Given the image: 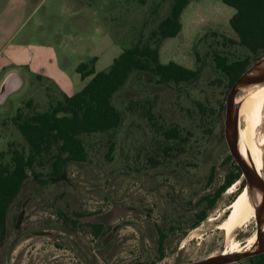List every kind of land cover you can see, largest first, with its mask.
<instances>
[{"label":"rangeland","instance_id":"1","mask_svg":"<svg viewBox=\"0 0 264 264\" xmlns=\"http://www.w3.org/2000/svg\"><path fill=\"white\" fill-rule=\"evenodd\" d=\"M171 5L172 0H31L20 30L27 52L12 54L7 47L0 54V89L5 71L13 67L26 83L0 104L4 161L10 162L12 148L28 152L17 117L46 112L62 93L82 91L91 78L82 81L77 72L81 63L98 57L96 70L107 71L124 49L146 43ZM234 13L223 0L190 1L181 16V32L162 43L160 61L197 70L199 78L162 84L152 73L133 74L113 99L122 125L81 136L85 162L70 164L60 181L47 176L50 156L36 167L50 182L41 184L32 175L27 181L10 210L6 234L0 232V264H191L220 255L234 241L246 245L258 232L256 215L231 238L219 227L245 178L212 209L204 201L212 199L236 163L227 159L231 153L225 136L233 85L214 58H250L251 65L264 58V52L254 56L239 44L230 25ZM258 128L264 180V108ZM174 129L179 136L169 138ZM244 185L249 186L246 180ZM115 208L128 211L109 226V241L93 237L85 220ZM204 211L207 217L197 224ZM76 213L87 219L73 221Z\"/></svg>","mask_w":264,"mask_h":264},{"label":"trees","instance_id":"2","mask_svg":"<svg viewBox=\"0 0 264 264\" xmlns=\"http://www.w3.org/2000/svg\"><path fill=\"white\" fill-rule=\"evenodd\" d=\"M191 0H172L170 13L154 30L145 44L124 49L107 71L96 72L93 58L89 63H81L77 72L82 80L92 79L82 91L73 95H63L46 112H39L31 117L15 122L28 146L25 150L13 149L10 162H5L6 155L0 153V232H7L10 210L21 194L27 181L32 178L41 184L60 181L65 178L67 168L72 163H83L88 154L81 136L105 133L118 129L123 122L120 110L113 99L128 83L135 73H152L159 83L193 82L199 78V71L188 69L176 62L163 64L160 61L162 43L175 38L182 30L181 16ZM223 3L235 10L230 25L238 36L239 44L259 56L264 52V0H223ZM216 68L221 71L232 86L251 66L250 58L230 62L222 55L214 58ZM31 103V101L29 102ZM21 117V116H19ZM167 136H179L176 129ZM47 156L51 157L50 180H43L42 173L36 167L44 164ZM233 160L232 156L227 158ZM242 171L235 163L234 171L229 173L223 185L211 198H204L212 209L223 193L237 182H242ZM242 182L240 192L245 186ZM197 224L205 220L207 211L199 214ZM163 249L164 235L161 234ZM164 252L161 251V257ZM249 264H264V254L247 259Z\"/></svg>","mask_w":264,"mask_h":264},{"label":"water","instance_id":"3","mask_svg":"<svg viewBox=\"0 0 264 264\" xmlns=\"http://www.w3.org/2000/svg\"><path fill=\"white\" fill-rule=\"evenodd\" d=\"M264 83V58L252 64L233 84L227 99V113L225 119V136L229 147L231 156L236 161L237 165L242 171V177L248 183L249 189H258L260 191V198L254 201L256 208V217L258 220V231L260 234V242L257 250H249L241 253H234L225 255L223 252L218 256H211L205 260L191 263V264H233L248 258L264 254V180L256 170L255 166L247 161L241 154L238 144L236 143L235 131L239 122L240 107L242 99L238 93L242 87L252 83ZM22 87V82L19 81L18 75H10L3 83L0 90V104H3L6 99L14 92ZM116 210L95 219L96 221H107L114 214ZM24 212L19 215L16 228L17 231L23 221ZM14 245L11 246L10 251L13 250Z\"/></svg>","mask_w":264,"mask_h":264},{"label":"bare ground","instance_id":"4","mask_svg":"<svg viewBox=\"0 0 264 264\" xmlns=\"http://www.w3.org/2000/svg\"><path fill=\"white\" fill-rule=\"evenodd\" d=\"M238 96L242 99V104L239 122L235 131L236 143L242 156L255 166L262 177L263 167L261 160L263 153L261 145L256 143L255 135L258 126L263 120L264 85L259 82L245 85L240 89ZM237 185L231 188L229 194L235 193ZM241 192L238 193V195L241 194L233 205L226 211L228 216L222 225V229L226 232H231L227 237L232 236L234 233L232 231L247 223L253 217L252 214H256L254 201L260 198V191L256 188H244ZM259 242L260 234L258 231L257 234L248 238L246 245H241L240 242L234 241L231 243V247L229 246L230 249L225 250L223 254L229 255L249 250L254 251L257 250Z\"/></svg>","mask_w":264,"mask_h":264},{"label":"crops","instance_id":"5","mask_svg":"<svg viewBox=\"0 0 264 264\" xmlns=\"http://www.w3.org/2000/svg\"><path fill=\"white\" fill-rule=\"evenodd\" d=\"M30 1L31 0H0V54L7 47H11L10 52L12 54L22 55L25 54L23 52H27L29 45H27V40L20 36V30L24 25V19L27 16ZM96 58L98 61V57ZM96 72L98 71L96 70ZM12 74L18 75L19 81L22 82V87L20 88L22 89L26 83L18 68L13 67L5 71L1 82L4 79L6 80ZM51 78L52 77L50 76V79ZM89 78L92 79V77ZM52 79L57 81L56 77ZM62 95L67 94L62 93Z\"/></svg>","mask_w":264,"mask_h":264},{"label":"flooded vegetation","instance_id":"6","mask_svg":"<svg viewBox=\"0 0 264 264\" xmlns=\"http://www.w3.org/2000/svg\"><path fill=\"white\" fill-rule=\"evenodd\" d=\"M262 167H263V165H262ZM231 190V189H230ZM230 192V191H229ZM243 192V191H242ZM241 192V193H242ZM240 193V194H241ZM232 194H234V193H232ZM239 194V195H240ZM239 195L238 196H236V199L239 197ZM235 200V199H234ZM236 201V200H235ZM234 201V202H235ZM229 209V208H228ZM227 209V210H228ZM114 210H116V212H115V214L109 219V220H107V221H96L95 219H97V218H100V217H102V216H104V215H102V216H99V217H94V218H85V215L84 214H81V213H76L75 214V219H73V221H76L78 218L79 219H81V218H85V219H87V220H85L86 222H85V224L87 225V226H90V233H91V235L93 236V237H97L98 239H100V238H102V237H107L108 238V235H110V233H112V232H109V234L107 233V231H108V228H109V226H111V224L116 220V219H118L121 215H123L125 212H127L128 210H126V209H123V210H121V209H114ZM113 210V211H114ZM226 210V211H227ZM112 211V210H111ZM110 211V212H111ZM227 215H226V217H225V219L227 218V216H228V212L226 213ZM106 215V214H105ZM253 215V217L252 218H254V215H256V214H252ZM225 221V220H224ZM224 221L221 223V225H219V227L222 229V225H223V223H224ZM74 224H76L77 222H73ZM219 228V229H220ZM242 228V227H241ZM223 230V229H222ZM236 230L237 229H235L234 231H232V232H236ZM226 232V231H225ZM227 233V236L231 233V232H226ZM233 233V234H234ZM257 234V233H256ZM232 236H230L229 238H231ZM109 239L110 238H108V241H109Z\"/></svg>","mask_w":264,"mask_h":264}]
</instances>
